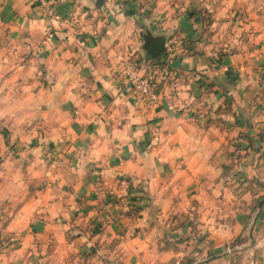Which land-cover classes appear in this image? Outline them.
I'll use <instances>...</instances> for the list:
<instances>
[{
	"label": "crops",
	"instance_id": "1",
	"mask_svg": "<svg viewBox=\"0 0 264 264\" xmlns=\"http://www.w3.org/2000/svg\"><path fill=\"white\" fill-rule=\"evenodd\" d=\"M44 3L76 21L47 38ZM244 168L264 172V0H0V264L167 262L169 217L181 247L238 239L188 264H264Z\"/></svg>",
	"mask_w": 264,
	"mask_h": 264
},
{
	"label": "rangeland",
	"instance_id": "2",
	"mask_svg": "<svg viewBox=\"0 0 264 264\" xmlns=\"http://www.w3.org/2000/svg\"><path fill=\"white\" fill-rule=\"evenodd\" d=\"M171 40H173V43H170L171 45L175 44V40L172 38ZM227 174H228V179H227V184H234L233 179L238 178V181H243L244 179L246 181H249L250 179L252 181H254V184L251 185V190L253 191L254 194H256V196L254 195L251 198H247L244 199L243 203L241 204V207L244 208L246 211H259L264 210V172H260V174H258V178H256V175H254L252 173V171H249V169L244 168V169H237L234 172V169H228L227 170ZM249 175L253 176L249 177ZM232 180H230L231 177ZM263 176V177H262ZM261 178V179H260ZM244 180V181H245ZM236 185V183H235ZM246 187H248L246 185ZM188 207H191L188 206ZM188 220L192 221V219L189 217ZM165 225L164 228L165 229H160L161 230V234H160V243H161V247L162 250H165L168 248V250L170 251V253H174L176 255H171L173 256V258L167 262H162L160 261L159 263L156 264H188V262L190 260H195V259H201V258H208L210 257V255L213 254H220V256L224 255V253L227 252V254L230 253H240L241 250L238 248H235L234 246L236 245V243L238 242V239H232L230 241H228L225 245H223L222 247H220L219 249H214L211 248V245L214 242V239L211 237V234L205 235L203 240L201 239V235L199 233L198 230L193 229L192 230V234L190 235L191 241L189 242V244H187L186 246L181 247L180 245H178V243L180 242L181 239H184V237H186L187 235H185L184 233H180L177 234L174 233V230H176V218H171L169 217L168 219L165 218L164 219ZM192 224H194V226H197L195 221H192ZM189 236V237H190ZM247 250V249H246ZM178 253H182L181 256H184L185 259H182L181 263H179V258L178 257ZM232 253V254H233Z\"/></svg>",
	"mask_w": 264,
	"mask_h": 264
},
{
	"label": "built area",
	"instance_id": "3",
	"mask_svg": "<svg viewBox=\"0 0 264 264\" xmlns=\"http://www.w3.org/2000/svg\"><path fill=\"white\" fill-rule=\"evenodd\" d=\"M44 8L49 18L50 28L46 32L47 38L54 36V27L61 24L72 25L76 21V16L73 14L62 15L53 9L51 5L44 3ZM173 43V40H169ZM124 64V79L128 84L146 103L150 105L158 104L161 100L162 93L158 91L156 85L153 83V76L149 73H142L131 59L121 57Z\"/></svg>",
	"mask_w": 264,
	"mask_h": 264
},
{
	"label": "water",
	"instance_id": "4",
	"mask_svg": "<svg viewBox=\"0 0 264 264\" xmlns=\"http://www.w3.org/2000/svg\"><path fill=\"white\" fill-rule=\"evenodd\" d=\"M164 50V48L162 47V45H160L159 47H158V49H157V53H159V52H161V51H163ZM153 56H156V54H153Z\"/></svg>",
	"mask_w": 264,
	"mask_h": 264
},
{
	"label": "trees",
	"instance_id": "5",
	"mask_svg": "<svg viewBox=\"0 0 264 264\" xmlns=\"http://www.w3.org/2000/svg\"><path fill=\"white\" fill-rule=\"evenodd\" d=\"M153 83L156 85V87H157L158 91H160V87H159V85L157 84V82L155 81V79H154V78H153Z\"/></svg>",
	"mask_w": 264,
	"mask_h": 264
}]
</instances>
